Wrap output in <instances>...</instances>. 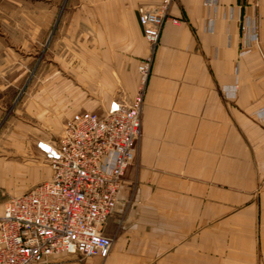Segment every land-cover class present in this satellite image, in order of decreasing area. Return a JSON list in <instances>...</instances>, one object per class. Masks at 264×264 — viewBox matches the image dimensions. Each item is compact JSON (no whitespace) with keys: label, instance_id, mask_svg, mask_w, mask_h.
<instances>
[{"label":"crops","instance_id":"crops-1","mask_svg":"<svg viewBox=\"0 0 264 264\" xmlns=\"http://www.w3.org/2000/svg\"><path fill=\"white\" fill-rule=\"evenodd\" d=\"M162 1L0 4V213L17 188L50 178L37 143L55 144L75 112L135 94L138 10ZM166 17L134 160L103 226L110 254L40 264H264V0H171Z\"/></svg>","mask_w":264,"mask_h":264},{"label":"built area","instance_id":"built-area-1","mask_svg":"<svg viewBox=\"0 0 264 264\" xmlns=\"http://www.w3.org/2000/svg\"><path fill=\"white\" fill-rule=\"evenodd\" d=\"M170 1L138 10L147 54L138 61L131 99H113L100 112H75L55 144L37 143L51 176L3 203L0 264H40L64 254L105 259L110 254L113 240L103 226L134 160L144 94ZM247 31L259 49L254 22Z\"/></svg>","mask_w":264,"mask_h":264},{"label":"rangeland","instance_id":"rangeland-1","mask_svg":"<svg viewBox=\"0 0 264 264\" xmlns=\"http://www.w3.org/2000/svg\"><path fill=\"white\" fill-rule=\"evenodd\" d=\"M61 1H59V0H0V4L1 3H16V4H19V5L21 4V5H33V6L34 5H52V6H56L57 3L58 2H61ZM3 15H6V13L3 12V11L0 12V19H4L3 18ZM21 16H22L21 13H17V14L15 13V18L21 19ZM30 31H32V33H35L36 32L34 29L28 28V29H26V31H24L22 33V35L29 36V35H31V32ZM1 32H5L7 35H11V36H19L20 35L19 31L16 28H14V27L13 28H7V27L1 28ZM38 33L39 32L36 33V36L41 37L40 34H38ZM36 45L38 47H41V44L40 43H38ZM19 96L20 95L18 94L15 97L14 103L17 102ZM2 124H3V121L0 122V126ZM31 187H33V186H31ZM31 187H26V188H21V189L20 188H17V191L16 192L18 194H20V193H23V192L29 190Z\"/></svg>","mask_w":264,"mask_h":264}]
</instances>
